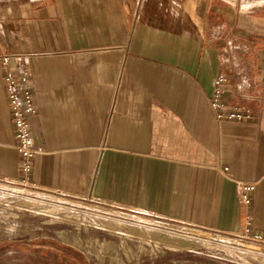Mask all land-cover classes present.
<instances>
[{"label": "crops", "instance_id": "0c3cea01", "mask_svg": "<svg viewBox=\"0 0 264 264\" xmlns=\"http://www.w3.org/2000/svg\"><path fill=\"white\" fill-rule=\"evenodd\" d=\"M11 1L0 0V182L264 233V0ZM3 55L30 80L27 175ZM238 183L254 185L249 205Z\"/></svg>", "mask_w": 264, "mask_h": 264}, {"label": "rangeland", "instance_id": "374dc122", "mask_svg": "<svg viewBox=\"0 0 264 264\" xmlns=\"http://www.w3.org/2000/svg\"><path fill=\"white\" fill-rule=\"evenodd\" d=\"M254 259L264 261V247L251 253L233 236L0 182V264H260Z\"/></svg>", "mask_w": 264, "mask_h": 264}, {"label": "built area", "instance_id": "2783aa9c", "mask_svg": "<svg viewBox=\"0 0 264 264\" xmlns=\"http://www.w3.org/2000/svg\"><path fill=\"white\" fill-rule=\"evenodd\" d=\"M10 56H1V65L5 74V87L8 97L13 122L15 124L18 145L17 150L21 158V172L24 175L29 174L32 167V159L36 152L34 140L29 128V116L35 113V106L32 104V94L30 90V80L24 70L16 71L8 66ZM225 78L220 75L214 85V93L212 97V106L219 110L222 108L221 97L224 92ZM219 116H223L219 113ZM230 118L234 115H230ZM19 186L27 187L25 182H14ZM254 191L253 184L238 183L237 194L239 200L249 205L251 202V194ZM227 235V234H226ZM238 238L243 243L245 249L251 253H260V248L264 247V233H255L250 229H245L240 234L229 235ZM255 245L247 248L246 245Z\"/></svg>", "mask_w": 264, "mask_h": 264}, {"label": "bare ground", "instance_id": "6f19581e", "mask_svg": "<svg viewBox=\"0 0 264 264\" xmlns=\"http://www.w3.org/2000/svg\"><path fill=\"white\" fill-rule=\"evenodd\" d=\"M251 257V256H250ZM243 258V257H242ZM255 260V259H254ZM256 262H260V264H264V261L263 260H260V259H257L255 260ZM246 262V261H245Z\"/></svg>", "mask_w": 264, "mask_h": 264}]
</instances>
